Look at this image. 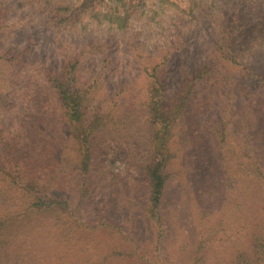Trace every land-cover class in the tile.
<instances>
[{
  "label": "trees",
  "instance_id": "trees-1",
  "mask_svg": "<svg viewBox=\"0 0 264 264\" xmlns=\"http://www.w3.org/2000/svg\"><path fill=\"white\" fill-rule=\"evenodd\" d=\"M24 1L60 46L67 32L98 37L77 55L45 62L34 34L16 42L17 13L0 0V263L71 264L65 240L73 228H100L125 233L128 256L149 244L166 259L175 229L187 241H174L177 249L194 246L199 264L225 224L264 216V53L250 46L264 48V0L247 8L236 0ZM198 18L208 37L190 52ZM122 42L143 82L133 100L124 84L101 91L103 64ZM100 56L88 78L84 60ZM109 144L119 168L103 159ZM98 188L107 196L94 201ZM114 203L137 211L125 231L108 211ZM58 225L69 231L59 234ZM258 225L247 242L240 238L231 264H264ZM188 227L206 230L192 242Z\"/></svg>",
  "mask_w": 264,
  "mask_h": 264
},
{
  "label": "rangeland",
  "instance_id": "rangeland-1",
  "mask_svg": "<svg viewBox=\"0 0 264 264\" xmlns=\"http://www.w3.org/2000/svg\"><path fill=\"white\" fill-rule=\"evenodd\" d=\"M9 6L12 7L13 11H15L17 14L15 15L14 21L15 26L18 31H20L17 34V40L16 42L19 44L18 39L21 40L20 44H26L28 41L26 40V36L33 35L35 36L34 48L35 53L40 56H45L46 61L53 60L58 61L62 60L66 54H79L82 50L86 49V45L90 43L91 41L95 40L98 36L95 33H90L87 35H79L77 33L73 32H67L66 34H63V36L60 38V43L56 42L53 39L52 33L46 32L44 29V24L42 21V18L40 15L31 13L27 8H22L20 5L25 3L24 0H4ZM235 2L241 3L247 8L252 5H255V2L253 0H242ZM226 6H234V0H230V3H228V0L225 1ZM205 20L202 18H198L196 21L195 27L190 30V38L188 43V49L190 52H195V50L199 49L202 45V42L204 39H207L208 34L205 29ZM207 24V23H206ZM149 34V33H148ZM258 34V32H255V36ZM262 34V33H260ZM126 37L130 38V34H124ZM260 36V35H258ZM112 42V39H108ZM122 40V39H120ZM123 41V40H122ZM120 41L115 43L119 44ZM124 42V41H123ZM121 44V46L113 48V56L111 55L108 64L104 62L103 65H106L103 73L101 74L102 78V85L105 88V91L103 90V87L101 89L102 92H106L109 90L112 91L113 94H115L120 86L124 84L123 86L129 90L134 91V93H130L131 95H134V97L131 99L133 100L138 94L140 88L143 85L142 78L140 73L137 72V63L134 62V57L132 56V50L126 46L125 43ZM250 46L252 48V51H254L256 54L264 53V48L262 47H254L252 43L250 42ZM209 52V51H208ZM206 55V54H205ZM31 57V56H30ZM103 56H100L99 58L92 60V59H86L84 70L83 72L86 73V76L88 78L92 77L96 72H98L99 68L102 66L101 61ZM177 59V58H176ZM136 63V64H135ZM174 63H176L174 61ZM176 71H172L171 77L173 78L169 83V90L172 92L175 88L176 84ZM264 90V89H263ZM128 92H125L121 95V97H124L127 95ZM130 101V100H128ZM112 146L109 144L108 147L105 148L107 150L105 158H114V155L112 153ZM104 162H101L102 159L99 161V166L104 165ZM113 168H119L122 166L121 162L114 158L112 160ZM99 171V168H98ZM56 193H61V191L57 190ZM96 196V199L94 201H97L99 198H102L106 195V191L102 190L101 188L96 189L93 192ZM175 200H178V197H175ZM180 202V200L177 201V203ZM120 206L117 204L110 205V208H108V211L110 212V215L114 218V220L120 224L121 229L124 230L129 226L128 219H132L133 217L137 216V211H123L118 210ZM87 209H83L85 211ZM136 210V209H135ZM94 216V213H90L89 217L92 218ZM247 224L249 225V231L247 232ZM264 224V216L263 215H257L255 218H250L247 216L238 217L237 219L233 220L229 224H225V229L222 233H217L216 238L212 239L214 242L213 248H208L207 252H211L210 255H207L208 257L202 258L201 262L199 264H231L230 259L234 255V253L237 250V245L240 242V238L244 236V239H246V242L251 239L254 236V230L255 225ZM61 233H67L69 230H65L66 226L64 225H58ZM189 228V227H188ZM185 228L184 235H187L192 242H196L199 240V234L201 231H205L206 229H201L199 227V230L190 227L189 229ZM73 231L65 240V245L68 246L67 248L70 250V259L71 264H174L175 258L177 256L182 255L184 250L177 249V244H174V241H177L179 239L182 240V236L178 234L177 230H173L171 232V236H169L168 240L171 242L170 244H167V254L168 259L164 258L160 254L163 252L162 250H158L156 246L146 244L143 246V248H140V251L137 253H134L131 256H128L127 251H129L128 246L124 244L123 242V236L125 233L120 232L118 235H116L114 232L102 230L98 228L97 230H89V229H83V228H73ZM179 238V239H178ZM183 242H187L185 240H182ZM178 242V241H177ZM245 241H241V245L246 244ZM179 244V243H178ZM187 244V243H186ZM37 247H42L43 250L46 248L45 244H37L35 245ZM146 246V247H145ZM63 245H59L57 248H63ZM194 246L188 247L186 251L183 253L182 256H187L186 260H183L184 257H182L181 264H194L192 256H194L193 251ZM146 249V250H145ZM56 248H47L45 251L53 253ZM239 250V249H238ZM215 252L217 257H220L221 260L214 259L212 257V253ZM139 255L143 257H139ZM170 258V259H169ZM195 258V257H194ZM48 259L51 262L50 257ZM193 260V263H192ZM50 262H47L46 264H49ZM66 262V261H65ZM0 264H7L5 262H2ZM36 264V263H35Z\"/></svg>",
  "mask_w": 264,
  "mask_h": 264
}]
</instances>
